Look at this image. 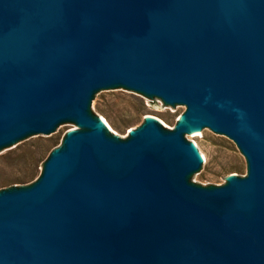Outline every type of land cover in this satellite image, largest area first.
Returning <instances> with one entry per match:
<instances>
[{"label":"water","instance_id":"95a60500","mask_svg":"<svg viewBox=\"0 0 264 264\" xmlns=\"http://www.w3.org/2000/svg\"><path fill=\"white\" fill-rule=\"evenodd\" d=\"M123 87L182 121L108 137L97 97ZM63 125L35 184L0 192V264H264V0H0V155ZM193 128L247 174L195 186Z\"/></svg>","mask_w":264,"mask_h":264},{"label":"rangeland","instance_id":"374dc122","mask_svg":"<svg viewBox=\"0 0 264 264\" xmlns=\"http://www.w3.org/2000/svg\"><path fill=\"white\" fill-rule=\"evenodd\" d=\"M184 111L157 97L123 87L98 95L93 118H104L107 125L101 128L108 137L126 140L143 126L148 116L155 119L163 131H171L182 121ZM79 130L82 128L78 125H63L52 139H27L0 155V192L35 184L50 154L62 148L70 132ZM186 141L195 144L207 167L195 186H222L230 177L240 178L247 174L246 159L229 138L216 132H195ZM32 172L33 176L28 179Z\"/></svg>","mask_w":264,"mask_h":264},{"label":"bare ground","instance_id":"6f19581e","mask_svg":"<svg viewBox=\"0 0 264 264\" xmlns=\"http://www.w3.org/2000/svg\"><path fill=\"white\" fill-rule=\"evenodd\" d=\"M147 120L152 121L153 119H152V117H149V116H148V117H147ZM154 120H155V119H154ZM98 124H99V125H107V122L104 120V118L100 117V118H99V121H98ZM190 132H191V133H195V132H198V131H197L195 128H193V129L190 130ZM191 145H192V147L194 148V150L196 151V153H197L198 157L200 158V160L203 161V156H202L200 153H198V151L196 150L195 144L192 143Z\"/></svg>","mask_w":264,"mask_h":264},{"label":"trees","instance_id":"16d2710c","mask_svg":"<svg viewBox=\"0 0 264 264\" xmlns=\"http://www.w3.org/2000/svg\"><path fill=\"white\" fill-rule=\"evenodd\" d=\"M32 176H33V172L29 174L28 179H30Z\"/></svg>","mask_w":264,"mask_h":264}]
</instances>
